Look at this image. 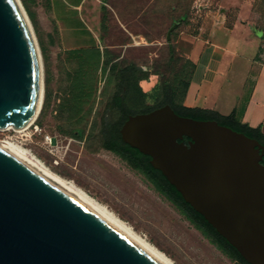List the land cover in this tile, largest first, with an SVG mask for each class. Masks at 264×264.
<instances>
[{
	"label": "water",
	"instance_id": "1",
	"mask_svg": "<svg viewBox=\"0 0 264 264\" xmlns=\"http://www.w3.org/2000/svg\"><path fill=\"white\" fill-rule=\"evenodd\" d=\"M35 100L29 39L12 0H0V130L21 127ZM119 133L247 263L264 264L262 144L167 104L129 115ZM0 264L171 263L83 190L0 143Z\"/></svg>",
	"mask_w": 264,
	"mask_h": 264
},
{
	"label": "rangeland",
	"instance_id": "2",
	"mask_svg": "<svg viewBox=\"0 0 264 264\" xmlns=\"http://www.w3.org/2000/svg\"><path fill=\"white\" fill-rule=\"evenodd\" d=\"M25 2L42 49L47 105L36 125L23 132L0 130V141L28 150L72 181L174 264H232L144 175L116 154L97 148L99 121L113 91L103 61L115 56L148 70L140 86L145 104L152 105L162 84L179 86L184 64L180 39L185 33L195 34L201 9H223L227 25L251 26L264 40V0ZM238 39L239 34H233L231 45ZM169 45L174 49L172 59ZM68 73H76L75 78ZM78 75L82 83L76 88L73 81ZM70 130L77 137L65 133Z\"/></svg>",
	"mask_w": 264,
	"mask_h": 264
},
{
	"label": "crops",
	"instance_id": "3",
	"mask_svg": "<svg viewBox=\"0 0 264 264\" xmlns=\"http://www.w3.org/2000/svg\"><path fill=\"white\" fill-rule=\"evenodd\" d=\"M222 11L201 9L195 34L181 36L182 61L188 65L182 104L224 116L234 113L264 134V40L251 26L227 25ZM235 33L239 39L232 46Z\"/></svg>",
	"mask_w": 264,
	"mask_h": 264
},
{
	"label": "trees",
	"instance_id": "4",
	"mask_svg": "<svg viewBox=\"0 0 264 264\" xmlns=\"http://www.w3.org/2000/svg\"><path fill=\"white\" fill-rule=\"evenodd\" d=\"M21 2L32 23L31 15L29 14L25 0H21ZM38 42L40 43L39 39ZM173 52V46L169 45L170 59H172L174 55ZM103 68L110 74L111 82L113 83V91L107 101V108L103 111L99 121L97 148L116 154L124 160L130 168L144 175L152 184L153 188L173 204L197 230L209 239L211 243L216 244L225 253H231V245L216 232L201 214L196 212L183 200L180 193L167 181L159 170L150 165L149 156L142 154L137 149L123 142L119 130L129 115L149 112L166 104L180 116L198 120H215L220 125L227 126L234 131L241 132L250 138L256 139L264 146V134L261 132L260 128H251L240 122L235 117L234 113L224 116L209 109L185 107L182 104V98L187 87V64L182 65L181 77L178 80L179 86L168 83L162 84L159 97L152 105L145 104L146 93L140 86V81L146 79L149 75L148 70H143L140 65L133 62L119 61L115 56H107L103 61ZM75 75L76 73L74 75L68 73L69 78H75ZM74 80L73 83L76 88L78 85H81L82 81L79 75L76 76ZM72 85L73 84H71V86ZM47 98V80L45 79L44 101L39 117L45 111ZM65 133L72 137H77L71 130L65 131ZM188 140L186 136L182 139L184 143H187ZM260 163L264 165V155Z\"/></svg>",
	"mask_w": 264,
	"mask_h": 264
},
{
	"label": "bare ground",
	"instance_id": "5",
	"mask_svg": "<svg viewBox=\"0 0 264 264\" xmlns=\"http://www.w3.org/2000/svg\"><path fill=\"white\" fill-rule=\"evenodd\" d=\"M13 4L15 5L17 12L21 18V22L24 26L26 35L30 42V49H31V56L34 63V69H35V89H36V100L34 103V106L29 114V117L27 118L26 122L19 128L15 129L16 132H23L28 130L30 127L36 125V122L39 118L43 101H44V94H45V83H44V68H43V60L41 55V48L40 43L38 42L36 31H34L33 25L29 19V16L27 15L22 3L20 0H12ZM44 58V57H43ZM38 125V124H37ZM11 128H7L5 130H9ZM13 130V129H12ZM0 143H6L23 153L30 156L33 160L44 164L41 160H39L37 157H35L33 154H31L28 150L11 143L9 141H0ZM45 165V164H44ZM46 166V165H45ZM47 167V166H46ZM49 170H51L49 167H47ZM52 171V170H51ZM53 172V171H52ZM57 177L61 178L62 180L70 183L71 185L77 187L72 181L58 175L57 173L53 172ZM79 188V187H77ZM80 189V188H79ZM82 190V189H81ZM87 194V193H86ZM92 198V197H91ZM93 199V198H92ZM99 206H101L104 210H106L109 214H111L114 218L125 224L127 227H129L131 230H133L129 225H127L125 222H123L121 219L116 217L113 213H111L107 208H105L101 203L99 204L95 199H93ZM134 231V230H133ZM135 232V231H134ZM143 238V237H142ZM144 239V238H143ZM154 250H156L158 253H160L162 256H164L171 264H174L164 253H162L160 250H158L155 246H153L151 243H149L146 239H144Z\"/></svg>",
	"mask_w": 264,
	"mask_h": 264
},
{
	"label": "flooded vegetation",
	"instance_id": "6",
	"mask_svg": "<svg viewBox=\"0 0 264 264\" xmlns=\"http://www.w3.org/2000/svg\"><path fill=\"white\" fill-rule=\"evenodd\" d=\"M150 160V159H149ZM173 205V204H172ZM174 206V205H173ZM175 207V206H174ZM176 208V207H175ZM199 231V230H198ZM209 240V239H208ZM223 255L226 256V258L232 262V264H249L247 263L243 257L239 254V252L231 246V253H225L223 250H221L216 244L212 243Z\"/></svg>",
	"mask_w": 264,
	"mask_h": 264
}]
</instances>
